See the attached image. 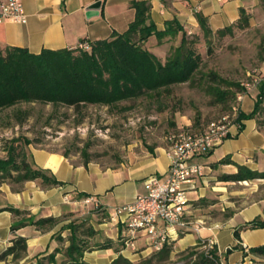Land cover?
<instances>
[{
	"label": "crops",
	"instance_id": "0c3cea01",
	"mask_svg": "<svg viewBox=\"0 0 264 264\" xmlns=\"http://www.w3.org/2000/svg\"><path fill=\"white\" fill-rule=\"evenodd\" d=\"M130 1L22 0L27 21L0 23V49L18 46L39 53L43 48H73L82 39L108 38L113 32H124L134 19L135 10L129 6ZM148 1L150 18L158 30H163L166 21L172 19L183 27H198L197 13L216 30L236 22L240 10L246 11L252 0ZM95 3L97 5L93 6ZM255 101L252 93H243L242 113L249 115ZM232 131L233 136L196 159L204 165V175L196 180L195 188L187 192V214L193 225L173 242L171 253H181L198 241L211 238L224 264H240L254 258L250 247L264 244V227L240 228L256 217L264 220V178L229 180L224 177L237 172L238 165L264 171V128L256 118L247 117L240 130L233 128ZM26 150L34 167L52 175L61 184L44 187L39 180L19 184L0 180V264H35L37 256L67 244L59 242L55 236L59 232L66 236L68 230L62 227L70 221L82 220L79 210L87 197L106 213L108 220L100 223L99 228L104 229L105 238L111 239L113 244L109 248L86 251V262L112 264L119 255L137 262L150 252L142 233L135 238V249L125 246L124 225L110 221L108 214L114 207L129 204L138 193L145 192L147 177L167 174L166 146L157 145L143 154L132 153L115 167L102 166L93 160L83 163L61 151L32 144H28ZM223 158L230 162L220 163ZM90 204L94 206L93 203L87 205ZM10 208L22 212L16 214ZM29 217L55 220L39 228L30 224ZM236 229H239V239L234 237ZM17 236L26 239L25 251L17 258L11 254L2 257ZM235 245L239 247L226 254V249ZM57 257L60 260V253Z\"/></svg>",
	"mask_w": 264,
	"mask_h": 264
},
{
	"label": "trees",
	"instance_id": "16d2710c",
	"mask_svg": "<svg viewBox=\"0 0 264 264\" xmlns=\"http://www.w3.org/2000/svg\"><path fill=\"white\" fill-rule=\"evenodd\" d=\"M134 8V19L128 28L121 33L113 32L110 37L89 41V49L73 48L50 49L43 48L39 53L30 52L27 48L5 46L0 49V112L14 108L20 103H50L52 106H66L78 110L80 107L92 104L107 107L117 106L122 101H130L140 97L157 99L164 93L170 94L173 85L192 83L199 70L201 57L189 41L183 26L176 20L166 21L163 30H158L150 18V2L148 0H132L129 3ZM198 25L205 36L213 34L225 36L231 33L234 25L243 27L248 23V16L240 10L238 20L230 25L212 30L207 19L197 13ZM181 32L180 44L174 47L161 61L155 54L143 47V43L151 36L159 41L166 36H175ZM82 39L81 41H85ZM211 78L218 84L212 85V93L216 102L225 103L244 92V87L238 82L223 78ZM223 85V86H222ZM264 102V81L258 87V98L253 111L249 115L240 113L239 117L256 118L261 104ZM14 116L21 123L27 116L26 110L15 109ZM257 119V118H256ZM13 138L4 149L6 155L0 157V180L10 183H22L26 180H39L44 187L60 185L61 182L44 170L34 167L30 162L26 146L33 141ZM87 147L80 150L83 163L90 161ZM69 156V152H63ZM223 158L220 163H228ZM229 180H249L264 178V171L249 169L238 165L235 173L224 176ZM10 210L16 214L22 211ZM30 224L39 228L52 223L53 217H29ZM24 224V223H20ZM264 220L256 217L240 228H263ZM67 229L66 236L59 232L55 238L67 244L56 247L52 252L37 256L35 264H89L84 260V253L94 249L109 248L111 239H96L98 231L87 225L86 221H70L62 227ZM239 229L234 231V237L239 239ZM95 241H91L94 240ZM200 243L188 248L185 253V264H220L221 257L215 244L209 253L199 249ZM239 245L228 248L229 254ZM26 249V239L21 236L12 239V245L6 248L1 256L12 255L20 257ZM173 243L165 244L160 250L154 251L149 257L134 263L119 255L112 264H165L170 259ZM254 255L249 262L240 264H264V244L250 247ZM60 253V260L57 254Z\"/></svg>",
	"mask_w": 264,
	"mask_h": 264
},
{
	"label": "rangeland",
	"instance_id": "374dc122",
	"mask_svg": "<svg viewBox=\"0 0 264 264\" xmlns=\"http://www.w3.org/2000/svg\"><path fill=\"white\" fill-rule=\"evenodd\" d=\"M245 14L248 16L247 25H234L232 32L225 36L213 34L207 37L199 26L183 27L188 40L193 41L201 63L193 82L173 85L170 94L164 93L157 99L140 97L122 101L113 107L88 104L75 110L34 102L2 110L0 157L6 155L5 144L19 138L21 142L32 140L30 144L33 146L68 151L69 156L77 161L83 160L80 150L87 147L86 153L91 160L102 166L115 167L132 153L143 154L157 145L167 146L164 137L169 132L205 126L227 112L234 102V99L216 102L211 90L212 85L218 83L212 80L211 73L242 85L248 81L249 71L264 66V0H252ZM181 35L179 32L160 41L155 36L149 37L143 47L165 61L170 51L180 44ZM260 108L256 118L264 128V102ZM15 109L28 112L21 123L14 116ZM83 205L79 210L82 220L98 231L96 239H104V229H100L99 224L108 220L106 213L92 204ZM152 253L150 250L138 261ZM186 254L171 253L165 264H185Z\"/></svg>",
	"mask_w": 264,
	"mask_h": 264
},
{
	"label": "built area",
	"instance_id": "2783aa9c",
	"mask_svg": "<svg viewBox=\"0 0 264 264\" xmlns=\"http://www.w3.org/2000/svg\"><path fill=\"white\" fill-rule=\"evenodd\" d=\"M26 21L22 0H0V23ZM77 46L80 49L90 48L87 40L79 42ZM247 75L248 81L242 84L244 93H252L257 99L258 87L264 81V66L252 69ZM242 94L236 95L227 112L210 120L205 126L197 129L180 128L165 135L169 159L167 174L147 177L144 181L145 192L138 193L129 204L114 207L108 214L110 221H120L124 225L125 246L135 249V238L142 233L151 252L158 251L192 228V219L187 214V192L194 189L196 180L204 175V165L196 159L233 136V128L241 129L243 119L239 115L242 112ZM82 202L98 206L91 197ZM213 245L214 241L207 238L202 240L200 249L209 253ZM220 264L224 263L221 261Z\"/></svg>",
	"mask_w": 264,
	"mask_h": 264
},
{
	"label": "water",
	"instance_id": "95a60500",
	"mask_svg": "<svg viewBox=\"0 0 264 264\" xmlns=\"http://www.w3.org/2000/svg\"><path fill=\"white\" fill-rule=\"evenodd\" d=\"M97 5V3H95L93 6H96Z\"/></svg>",
	"mask_w": 264,
	"mask_h": 264
}]
</instances>
